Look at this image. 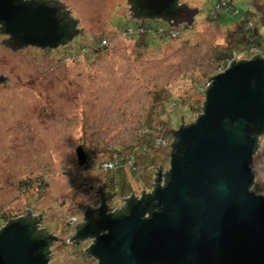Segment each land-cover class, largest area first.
Segmentation results:
<instances>
[{"label": "rangeland", "instance_id": "rangeland-1", "mask_svg": "<svg viewBox=\"0 0 264 264\" xmlns=\"http://www.w3.org/2000/svg\"><path fill=\"white\" fill-rule=\"evenodd\" d=\"M59 1L79 29L65 44L13 50L0 32V75L7 77L0 84V228L28 209L41 214V230L56 236L48 264H98L86 252L92 240L73 239L87 208L99 206L96 191L115 192L106 199L112 212L150 191L169 168L170 129L202 112L205 97L196 85L218 73L214 57L244 49L247 22L264 50V0L235 1L247 17L244 29L229 14H215L218 0H180L197 12L170 39L137 30L171 25L135 17L128 0ZM157 125L158 143L143 149L141 136L156 137L147 132ZM109 162H118V171L101 169ZM252 171L250 189L264 197V134Z\"/></svg>", "mask_w": 264, "mask_h": 264}, {"label": "water", "instance_id": "water-1", "mask_svg": "<svg viewBox=\"0 0 264 264\" xmlns=\"http://www.w3.org/2000/svg\"><path fill=\"white\" fill-rule=\"evenodd\" d=\"M175 1L140 0L138 7L169 25L192 24L196 8L172 9ZM61 21L54 2L0 0V23L13 49L58 46ZM205 91L198 118L184 125L181 116L170 129L165 183L159 173L149 196L127 201L126 214L113 216L101 206L91 220V208L85 211L88 222L73 239L93 238L86 252L98 264H264V197L250 189L254 149L264 134V58L233 60ZM75 153L83 165V148ZM51 241L56 236L33 238L22 219L13 220L0 230V264H48Z\"/></svg>", "mask_w": 264, "mask_h": 264}, {"label": "trees", "instance_id": "trees-1", "mask_svg": "<svg viewBox=\"0 0 264 264\" xmlns=\"http://www.w3.org/2000/svg\"><path fill=\"white\" fill-rule=\"evenodd\" d=\"M19 1H25V0H19ZM27 1H29V0H27ZM37 2H39V0H36ZM129 2H130V9H131V11H132V13L135 15V17H137V18H139V19H142V18H149V19H152V18H157V19H161V20H163V21H165V22H167L166 20H167V18H162V17H150V16H145V13H144V11H141L140 10V8L138 7V2L140 1V0H128ZM180 2V0H176L174 3H173V5L171 6V8L172 9H174V8H176V7H178L179 6V3ZM232 4V3H231ZM234 5H235V2H234ZM236 8H238V7H236ZM239 9V11H240V14L239 15H234L233 13H228L230 16H232V17H234L235 19H236V23L237 24H240V26L244 29V26H243V23H245V22H247V17H246V15L243 13L244 12V10L243 9H240V8H238ZM64 14H62V13H60L59 12V14H58V18H62V21H61V23H60V30L61 31H63L64 33H65V35H64V38H66L67 39V36H69V34H76V28H75V21L72 19H70L69 17H70V15H69V13H67V12H63ZM244 18L246 19V20H244ZM1 25V24H0ZM3 25V24H2ZM2 25H1V27H2ZM138 25H142V24H138ZM178 26V25H177ZM175 27L174 25H171L169 28H161V26H149V25H143V26H138L139 28L138 29H144V32L147 34V37H149V36H151V37H153V36H155V37H159V38H162V39H170V38H172V37H170L169 35L168 36H162V37H160V35L159 34H157L156 33V31L157 30H159V29H161V30H163V32H165L166 30L168 31L167 33H169L170 31H174V32H176V36H178V34H179V30H178V27ZM185 27H188V24H185L184 25ZM73 27V28H72ZM252 28L254 29V27H253V24H252ZM67 29H68V31H67ZM249 30H251V26H250V28H249ZM66 33H67V35H66ZM250 34L252 35V36H255L254 34H256L253 30H252V32L250 31ZM175 38V37H174ZM255 40L257 41V43L258 44H260V43H262V39H258V37L257 38H255ZM233 50V49H232ZM230 56V54H227L226 56H218V57H214V60H219L218 62H219V66H217V69L218 70H220L222 67H224L225 66V64H226V60L228 59V57ZM211 77L209 76V77H207L206 79H204L202 82H200L199 84H197L196 85V92L197 93H200V91L198 90V88L201 86V84L204 82V81H206V80H209ZM195 82V81H194ZM202 94V93H201ZM204 95V94H203ZM182 99V104H186V102H185V100L183 99V98H181ZM205 100V99H204ZM204 100H203V102H202V112H203V105H204ZM195 101H196V99H195ZM194 101V103H193V108H196L195 107V104H198L197 103V101L195 102ZM189 106H192V104H190ZM201 112V113H202ZM200 115V114H199ZM198 115V116H199ZM198 118V117H197ZM196 118V119H197ZM166 122V121H165ZM164 122V123H165ZM170 122V124H173L174 123V121H173V119L170 117V119L166 122V123H169ZM161 124V123H160ZM179 127V126H178ZM161 128H160V125H157L154 129H152V128H149V132H147L148 134H152L153 136H156L157 134V136L156 137H154V138H152V139H150V138H148L147 137V135H144V136H141V138L140 139H142V142H144L146 145H143L142 147H143V149H145V147H147V148H152L154 145H155V142L157 141V138H159L160 137V134H159V130H160ZM153 130H156L155 132L153 131ZM259 138H260V136L258 137V139H257V141L259 140ZM149 143H150V145L153 143V146L152 147H149L150 145H149ZM257 148H258V142H257V146H256V148L254 149V153H255V151L257 150ZM170 151H171V149H170ZM253 153V154H254ZM119 168V167H118ZM118 168H116V170L118 169ZM118 171V170H117ZM167 179V178H166ZM166 179H165V181H166ZM151 194V192L148 194V192L147 193H143L142 195L144 196V197H147V196H149ZM106 197H108V195H106ZM103 208L105 209V211H107V209H108V206L106 205V203L103 205ZM112 215L113 216H117V215H120V211H117V212H115V213H112ZM20 219H22L23 220V222L26 224V225H28V227H29V230L32 232V237L33 238H39V237H46V236H48V235H50V234H47V233H45V231H43V230H41L40 229V225H39V221H38V218L36 217V216H34V215H31L30 213L29 214H24V215H22V216H19V217H17V218H15V219H11V220H8L7 221V223H10V222H12L13 220H20ZM6 223V224H7ZM2 228V227H1ZM1 228H0V230H1ZM52 242V241H51ZM51 242L49 243V245L47 246V248H45V250H44V252H45V254H46V256H47V258L49 259V254H48V250H49V247H50V244H51Z\"/></svg>", "mask_w": 264, "mask_h": 264}, {"label": "built area", "instance_id": "built-area-1", "mask_svg": "<svg viewBox=\"0 0 264 264\" xmlns=\"http://www.w3.org/2000/svg\"><path fill=\"white\" fill-rule=\"evenodd\" d=\"M235 1L236 0H218L214 5L215 14L217 15L219 13H227V14L233 13L234 15H239L240 11L234 5ZM250 26H251V30H249ZM245 29L247 30V35L245 33L246 43H245L244 49L241 52H237V50H233L232 54H230V56L226 60L225 66L222 67L220 70H218V72H221V71L225 70L226 68H228V66H230V62H232L233 60H234V63H236L237 61H239L241 59L249 60V59L253 58L254 56H256L257 54L261 58H264V50L261 48L260 44H258L257 41L255 40L256 37H254L250 34V31L252 32V30H253L252 24L250 22H247V24L245 25ZM137 30L141 31L142 29L140 28ZM156 33L159 34L160 37L168 36V35L170 37H175L177 35L176 32H174V31H170L169 33H165L161 29L157 30ZM208 85H209V80L204 81L201 84V86L198 88L200 93L205 95V92H206L205 89L208 87ZM156 143H158V140L155 142V144ZM131 160H128L129 164L131 163ZM100 167L102 170H111V168H113V169L118 168L119 164H118V162H109V163L101 164Z\"/></svg>", "mask_w": 264, "mask_h": 264}, {"label": "flooded vegetation", "instance_id": "flooded-vegetation-1", "mask_svg": "<svg viewBox=\"0 0 264 264\" xmlns=\"http://www.w3.org/2000/svg\"><path fill=\"white\" fill-rule=\"evenodd\" d=\"M36 1V0H35ZM39 2H45L46 4H51L52 2H54V3H56L57 5H58V14H59V12L60 13H62V14H64L63 12H67V13H69L70 14V12L66 9V7L65 6H63V4H62V2H60L59 0H39ZM180 3V2H179ZM181 4V3H180ZM70 19H71V15H70V17H69ZM72 20V19H71ZM1 24V23H0ZM2 25V24H1ZM0 25V26H1ZM3 25H2V27H1V30H2V33H4L3 32ZM73 28V27H72ZM67 31H68V29H67ZM66 35H67V33H66ZM75 34H70L69 36H67V39L66 38H62V40H61V42H60V44H65L66 42H68V41H70L72 38H73V36H74ZM5 37H7V38H5L4 40H3V45L4 46H7V47H10L9 45H7L6 44V41H8V40H10V36L8 35V34H6L5 35ZM59 44V45H60ZM27 46H32V47H34V48H36L37 50H41V49H43V47H40V46H36V45H27ZM22 47H25V46H21V47H19V48H22ZM11 49H13L12 47H10ZM19 48H16V49H19ZM47 47H45V49H46ZM16 49H13V50H16ZM2 82H0V84H1ZM166 172L167 171H165V172H163V173H161L160 174V176H161V180H160V183H161V185L162 184H164L165 183V179H166ZM117 176H121V178H122V180H123V177H122V175L121 174H117ZM124 181V180H123ZM154 185H155V182L152 184V185H150V191L148 192V194L152 191V189L154 188ZM115 186V185H114ZM103 187H106V185H103ZM108 192V191H107ZM99 195H100V201H99V206L97 207V208H91V212H90V214H91V216H90V219L91 220H96V218H97V211H98V209L101 207V206H103L105 203H106V205H107V202H106V198H110V197H106V194L104 193V190L103 189H101L100 191H99ZM108 196H111V192L110 193H108L107 194ZM112 196H113V194H112ZM144 196L143 195H141V196H139V197H129V198H127L126 200H125V202H124V204H123V206H122V208L119 210L120 211V214H126L127 212H128V209H127V201L130 199V198H134V199H136V200H138V199H142ZM108 206V205H107ZM88 209V208H87ZM105 210V209H104ZM112 209L111 208H109L108 207V209H107V211H105L106 213H108V214H111L112 215V213H115V212H117V211H111ZM149 214V211H147L146 212V215H148ZM88 222V220H86V219H83V222L77 227V231L84 225V224H86ZM84 239H88V238H84ZM84 239H82V240H84ZM89 239H91L92 240V242H93V238H89ZM75 240V239H74ZM78 240H80V239H78Z\"/></svg>", "mask_w": 264, "mask_h": 264}, {"label": "clouds", "instance_id": "clouds-1", "mask_svg": "<svg viewBox=\"0 0 264 264\" xmlns=\"http://www.w3.org/2000/svg\"><path fill=\"white\" fill-rule=\"evenodd\" d=\"M191 25V24H188V26ZM163 185V184H162Z\"/></svg>", "mask_w": 264, "mask_h": 264}, {"label": "crops", "instance_id": "crops-1", "mask_svg": "<svg viewBox=\"0 0 264 264\" xmlns=\"http://www.w3.org/2000/svg\"><path fill=\"white\" fill-rule=\"evenodd\" d=\"M123 177V176H122Z\"/></svg>", "mask_w": 264, "mask_h": 264}]
</instances>
